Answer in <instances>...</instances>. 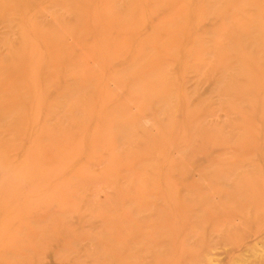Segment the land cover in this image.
<instances>
[{
  "label": "rangeland",
  "instance_id": "rangeland-1",
  "mask_svg": "<svg viewBox=\"0 0 264 264\" xmlns=\"http://www.w3.org/2000/svg\"><path fill=\"white\" fill-rule=\"evenodd\" d=\"M0 67L7 264L87 233L109 264H264V0H0Z\"/></svg>",
  "mask_w": 264,
  "mask_h": 264
},
{
  "label": "bare ground",
  "instance_id": "bare-ground-1",
  "mask_svg": "<svg viewBox=\"0 0 264 264\" xmlns=\"http://www.w3.org/2000/svg\"><path fill=\"white\" fill-rule=\"evenodd\" d=\"M2 2V1H1ZM122 3V2H121ZM155 4V3H154ZM6 8V7H5ZM197 11V10H196ZM155 15V14H154ZM127 18V17H126ZM229 20V17L226 18L227 22ZM250 20V19H249ZM140 21V20H139ZM212 21V20H211ZM187 26V25H186ZM119 31V30H118ZM244 31V30H243ZM120 32V31H119ZM245 32V31H244ZM126 33V32H125ZM119 35V34H118ZM123 39V38H122ZM133 39V38H132ZM177 40V39H176ZM130 43V42H129ZM131 45V44H130ZM192 47L187 48V54L189 52H191ZM38 56V55H37ZM46 56V55H45ZM39 57V56H38ZM125 57V56H124ZM34 58V57H33ZM13 59V58H12ZM50 60V59H49ZM53 60V59H52ZM110 60V59H109ZM86 63V62H85ZM16 66V65H15ZM73 66V65H72ZM168 66V65H167ZM158 67V68H157ZM26 68V67H25ZM73 68V67H72ZM11 69V68H10ZM13 69V68H12ZM75 69V68H74ZM153 69L154 72H156L157 69H159V65L158 64H154L151 68L148 67L145 72L139 76V77H134V81H138L137 85H140V81L146 80V78L150 75L151 70ZM1 70V67H0ZM28 70V69H27ZM31 71V70H30ZM34 73V72H33ZM81 73V72H80ZM107 75V73H106ZM47 76V75H46ZM17 79V78H16ZM22 79V78H21ZM19 80V79H18ZM84 80V79H83ZM133 81V82H134ZM158 82V81H157ZM33 84V83H32ZM116 84V83H115ZM121 84V83H120ZM242 84L246 87H249L250 89H259L261 87V83L259 81L258 77H255L253 75H248L246 78L243 79ZM136 85V83H135ZM161 85V84H160ZM114 86V85H113ZM90 88V87H89ZM96 90V89H95ZM99 91V90H98ZM97 92V91H96ZM117 92V91H115ZM49 95V94H48ZM104 99H106V96H104ZM39 101V100H38ZM76 102V99H75ZM5 104H9L11 105L10 102L6 103V101H4ZM21 108V107H20ZM13 109V108H12ZM78 110V109H77ZM264 110V107H263ZM143 111V110H142ZM141 111V112H142ZM67 112V111H65ZM112 112V110H111ZM110 112V113H111ZM9 113V112H8ZM61 113V112H60ZM11 114V113H10ZM109 114V113H108ZM139 114V113H138ZM24 115V114H23ZM124 115V114H123ZM26 116V115H25ZM40 116V115H39ZM71 116V114H70ZM128 116V114H127ZM72 117V116H71ZM123 119V118H122ZM124 120V119H123ZM244 123V122H243ZM38 124V123H37ZM36 124V125H37ZM76 126V125H75ZM95 129V128H94ZM120 130V131H126L127 129V125L125 122L118 121L114 126L110 127L109 130ZM43 130V129H42ZM47 131V130H46ZM49 132V131H47ZM94 133V132H93ZM141 136V135H140ZM45 139V138H44ZM40 141V140H39ZM137 141V140H136ZM12 145V144H11ZM91 145V144H90ZM228 152V151H227ZM246 154V153H245ZM115 156V155H114ZM116 157V156H115ZM2 159V158H1ZM107 160V159H106ZM110 161V160H109ZM70 162V161H69ZM72 162V161H71ZM19 171V172H17ZM14 173L16 174H12V175H7L5 173L2 174L1 176V182L2 184H7L9 182V180H11L13 177H17L21 174V170H17ZM130 171V170H129ZM19 173V174H18ZM260 177V176H259ZM243 186L245 189H250L253 186V183L250 179L247 178V180H245L243 182ZM191 189V188H190ZM8 192V191H7ZM7 192H3L0 191V203L3 202L4 199H6L7 197ZM11 193V192H10ZM125 194V193H124ZM123 194V195H124ZM55 195V192L52 193V197ZM238 195V196H237ZM237 197H240L239 194H237ZM49 196V195H48ZM235 196V197H236ZM51 197V198H52ZM50 198V197H49ZM262 199H260L259 202H261ZM45 201H41L39 204L37 205H27L25 204L24 207H26L27 211H29V208H34L36 206H41L44 205ZM258 202V201H257ZM220 203V202H219ZM13 203H11L10 207H13ZM215 206V205H214ZM113 208V207H112ZM215 208V207H214ZM6 209V207H5ZM217 210V209H216ZM25 211V209H23V212ZM45 211V210H44ZM224 211V210H223ZM2 212V209L0 208V213ZM122 213V212H121ZM202 213V212H201ZM212 211H210V209H207V213L206 215L202 218V220L200 221V224H204L207 221H209L210 219H213V215H212ZM215 213V212H214ZM213 213V214H214ZM23 213L18 212V214H16V216L10 217L7 221H5L4 223H2V226H6L8 224H10V226H14L16 224L19 223V221L21 220V218ZM46 214L45 212L43 213V219H45ZM228 217V216H227ZM237 217V216H236ZM263 218V217H262ZM203 221V222H202ZM246 221V220H245ZM127 223H129V218L125 217L122 221H120L121 226L127 225ZM241 223V222H240ZM199 224V223H198ZM237 224V223H236ZM139 225H142L139 224ZM186 226V224H185ZM239 226V225H238ZM15 227V226H14ZM4 229V228H2ZM181 229V228H180ZM20 229L17 230V233L20 232ZM95 230V229H94ZM40 231L42 233H44L46 231L45 228L41 227ZM180 231V230H179ZM15 233V234H17ZM12 236L14 237L13 240L14 242L11 243V245H8V248L6 249L7 246L1 245L0 246V251L2 250V255H0V264H7L8 262L13 261L14 259V254L12 252V250H10V248H12V244H15L14 247H17V252L18 253H23L24 255L27 254V250L28 247L25 246L24 244H17L19 240L16 239L15 234L13 235V233L11 232ZM49 239L51 238L54 242H55V235L51 234V232L49 233ZM48 236V235H47ZM30 239V238H28ZM17 240V243H16ZM116 240V239H115ZM65 243L62 246L56 247L53 251H52V261L56 264H109L110 262L108 260H106L108 257H105L104 254L107 252L108 246L111 247V244L113 242L112 239H109L108 236H103V235H95L94 233H87V234H83L82 236L78 237V238H66V240H64ZM130 242H132V239H130ZM134 242V241H133ZM143 242V241H142ZM182 242V241H181ZM85 243H89V246H82ZM45 248V246H43ZM82 249V251L80 250ZM171 251H173L172 249H170ZM121 254V253H120ZM114 258V257H113ZM165 260V259H164ZM85 261V262H84ZM163 261V260H162ZM82 262V263H80ZM109 262V263H108ZM18 263V262H17Z\"/></svg>",
  "mask_w": 264,
  "mask_h": 264
}]
</instances>
